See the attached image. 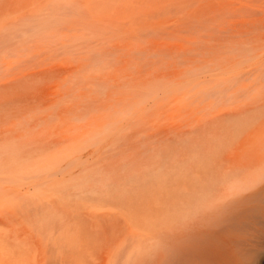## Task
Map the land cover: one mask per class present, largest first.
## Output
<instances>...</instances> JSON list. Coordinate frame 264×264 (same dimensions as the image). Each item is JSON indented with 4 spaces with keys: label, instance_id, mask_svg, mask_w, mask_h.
<instances>
[{
    "label": "bare ground",
    "instance_id": "bare-ground-1",
    "mask_svg": "<svg viewBox=\"0 0 264 264\" xmlns=\"http://www.w3.org/2000/svg\"><path fill=\"white\" fill-rule=\"evenodd\" d=\"M204 3L197 16H166L157 0L138 21V11L117 20L116 45L135 44L153 106L174 102L179 123L29 125L0 136V264H264L245 229L264 217V17L206 26Z\"/></svg>",
    "mask_w": 264,
    "mask_h": 264
},
{
    "label": "rangeland",
    "instance_id": "rangeland-1",
    "mask_svg": "<svg viewBox=\"0 0 264 264\" xmlns=\"http://www.w3.org/2000/svg\"><path fill=\"white\" fill-rule=\"evenodd\" d=\"M204 2L162 0L163 7H169L166 16L184 12L197 16L193 11ZM154 3L157 0H0V136L14 135L29 125L46 130L55 125L56 130H64L69 123H179L185 112L177 110L174 102L167 99L162 105L153 106V82H146L144 72L139 73L134 68L140 64L136 61L139 55L133 50L135 44L116 45L121 28L117 20L121 17L120 20L127 22L134 17L133 11L139 12ZM120 8L127 14L117 16L115 10ZM220 8H223L221 15L208 18L212 10ZM203 9L208 12L201 18L206 26L220 19L233 21L246 17L253 20L264 17V0H249L248 6L240 9L210 4ZM110 13L116 18L105 16ZM139 13L141 17L137 21L142 18L141 11ZM11 15H18V19L12 16L13 20ZM92 15L96 20L101 19V23H96ZM9 18L13 20L12 25ZM35 24L36 27L30 28ZM133 41L138 44L139 40ZM75 42L81 43L76 47ZM112 69L113 73L109 72ZM120 71L124 73L120 75ZM138 90L143 92L136 93ZM145 96L148 97L146 104ZM254 219L251 225L249 223L251 227L245 226L249 233L246 247L251 243L247 247L251 253L260 251L262 256L264 217Z\"/></svg>",
    "mask_w": 264,
    "mask_h": 264
}]
</instances>
